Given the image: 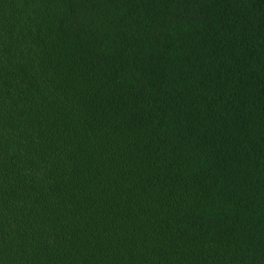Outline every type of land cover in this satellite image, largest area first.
<instances>
[{
  "label": "trees",
  "instance_id": "trees-1",
  "mask_svg": "<svg viewBox=\"0 0 264 264\" xmlns=\"http://www.w3.org/2000/svg\"><path fill=\"white\" fill-rule=\"evenodd\" d=\"M0 264H264V0H0Z\"/></svg>",
  "mask_w": 264,
  "mask_h": 264
}]
</instances>
